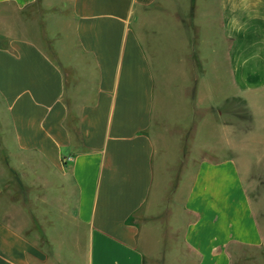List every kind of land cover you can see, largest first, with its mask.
Listing matches in <instances>:
<instances>
[{"label": "crops", "instance_id": "0c3cea01", "mask_svg": "<svg viewBox=\"0 0 264 264\" xmlns=\"http://www.w3.org/2000/svg\"><path fill=\"white\" fill-rule=\"evenodd\" d=\"M262 96L264 0H0V264H264Z\"/></svg>", "mask_w": 264, "mask_h": 264}, {"label": "rangeland", "instance_id": "374dc122", "mask_svg": "<svg viewBox=\"0 0 264 264\" xmlns=\"http://www.w3.org/2000/svg\"><path fill=\"white\" fill-rule=\"evenodd\" d=\"M216 104L217 105L221 104V101H220L218 96L216 97ZM261 104H262V108H263V110H262V113H263L264 112V97L263 96H262V103ZM217 122L220 123V119H218V117H217ZM221 122H222V120H221ZM201 123H202V121H201ZM221 125H222V123H221ZM220 132L222 134V130ZM209 138L210 139L204 138V132L202 131V127H201V131H200V135H199L200 141H199V146H198L200 156H202L204 146H206L207 149H210V151L212 153H214L217 157L224 155L225 153H224V150L222 148V144L219 141L220 136L218 135V129H216L214 140H213L212 136H209ZM234 142H237V141L234 139V136H233L232 154L237 159V165L240 168L242 178H243L245 185H246L247 184V168L249 166V163L252 161L254 162L257 158H261L260 160L263 159L264 143L263 142L260 143L256 139H248V140L243 139L241 141L242 143H238V142L234 143ZM262 164H263V162H262ZM255 169L256 168L254 167L253 170H255ZM260 221L262 222V221H264V219H261ZM157 257L158 258H155L156 261L162 262L161 261L162 259L159 258L160 256H157ZM164 260L166 262H169V264H176V261L174 258L173 259L172 258H169V259L163 258V261ZM234 263L239 264L238 259H234Z\"/></svg>", "mask_w": 264, "mask_h": 264}]
</instances>
